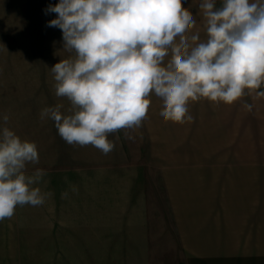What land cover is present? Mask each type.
Listing matches in <instances>:
<instances>
[{"label": "clouds", "instance_id": "1", "mask_svg": "<svg viewBox=\"0 0 264 264\" xmlns=\"http://www.w3.org/2000/svg\"><path fill=\"white\" fill-rule=\"evenodd\" d=\"M206 40L189 34L197 21L182 0H59L46 12L49 27L62 31L63 49L73 53L52 66L55 95L72 105L45 107L41 119L55 122L69 145H92L105 155L114 148L108 135L139 127L150 94L163 101L165 121L184 123L189 102L201 98L232 104L264 85V0H202ZM171 58L165 64V57ZM264 97V91L256 92ZM249 110L251 105H245ZM5 123L8 116L3 117ZM39 163L34 142L4 127L0 133V220L16 207L44 204L51 193L28 176L26 164ZM76 191L75 187L72 189ZM67 197L68 193L62 194Z\"/></svg>", "mask_w": 264, "mask_h": 264}, {"label": "rangeland", "instance_id": "2", "mask_svg": "<svg viewBox=\"0 0 264 264\" xmlns=\"http://www.w3.org/2000/svg\"><path fill=\"white\" fill-rule=\"evenodd\" d=\"M201 2L182 0L197 21L189 34L198 32L206 40ZM57 3L0 0V133L7 127L22 141L36 144L39 163L26 164L25 174L44 170L41 181L31 187L51 193L44 204L18 205L11 218L0 220V264H108L97 262L96 246L84 237L91 231L79 228L80 224L78 230H69L66 218L73 221L78 215L50 212L60 209L62 193L80 189L83 174L92 175L94 167L107 165L125 138L122 129L109 134L114 148L105 155L92 145H69L53 120L41 119L45 107L63 105L62 115H70L72 108L66 97L55 95L50 69L73 55L63 49L62 31L48 26L58 14L46 9ZM216 7H222V0H216ZM170 58L165 57V64ZM260 91L264 85L251 92L245 89V95L232 104L204 98L190 101L188 114L193 119L184 123L165 121L160 115L163 101L152 93L146 118L139 127L129 129L146 127L153 135L160 132V158L167 163L206 164L213 167L214 177H231V173L234 177H264V97L256 95Z\"/></svg>", "mask_w": 264, "mask_h": 264}, {"label": "crops", "instance_id": "3", "mask_svg": "<svg viewBox=\"0 0 264 264\" xmlns=\"http://www.w3.org/2000/svg\"><path fill=\"white\" fill-rule=\"evenodd\" d=\"M121 132V150L50 211L78 215L67 226L91 231L84 237L97 262L264 264V177H214L206 164L167 163L160 132Z\"/></svg>", "mask_w": 264, "mask_h": 264}]
</instances>
